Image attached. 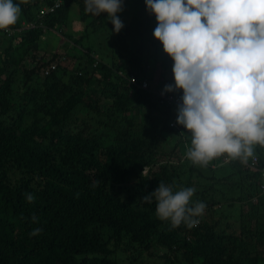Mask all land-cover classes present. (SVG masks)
Listing matches in <instances>:
<instances>
[{
    "label": "trees",
    "instance_id": "16d2710c",
    "mask_svg": "<svg viewBox=\"0 0 264 264\" xmlns=\"http://www.w3.org/2000/svg\"><path fill=\"white\" fill-rule=\"evenodd\" d=\"M53 1L15 0V3L21 8L19 16L24 14L22 19L33 20L41 7L52 5ZM123 6L129 23L119 33L107 29L106 13L99 16L88 13L84 0H63L54 14L44 17L45 31L42 27L25 30L15 47L12 39L6 40L7 47L0 55V264H264L263 149L255 148V167L233 165V172L248 180V188L240 181L232 184L245 191V196L231 199L214 177L197 173L198 180L210 183L209 194L205 190L195 191L200 195L189 203L192 207L206 200L195 227L185 223L172 227L170 221L156 215L154 198L142 200L159 183L172 186L178 180L177 167L153 168L159 159L152 151L163 130L175 135L182 132L169 126L173 103L167 98L161 105L157 94L147 90H134V98L119 92L132 89L124 74L127 65L146 71L148 64L151 70L145 76L150 82L159 65V91L172 69V61L163 53L162 45L158 48L152 44L153 56L150 53L139 56L142 43L156 27L155 17L146 11L144 0H124ZM72 7L86 13L84 19H90L94 41L97 33L101 35L104 31V42L99 44L105 62L97 64L94 71L101 75V85H96L98 79L95 81L87 75L86 65L91 58L80 53L83 45L79 40L74 43L70 34L68 21ZM20 23L18 18L10 27ZM98 27L106 30L99 31ZM52 29L65 38L62 46L67 44L64 53L58 49L51 61L64 56L73 64L72 70L58 65L45 78L47 89L27 114L31 118L28 126L23 125L22 113L7 125L5 117L15 108L9 65H17L28 50H40V42L53 35ZM90 47L95 46L90 44ZM64 73L69 74V81L60 84ZM107 85L113 88L115 111H144L146 124L152 126L161 119L163 126L158 135L147 137L144 131L131 135L126 128L116 134L111 144L103 146L83 122L78 124L79 130L71 132V124L80 122L77 112L87 104L82 101L84 92L102 94ZM40 111L52 120L48 130L38 119ZM132 121H127L128 128L133 127ZM184 131V142H177L176 146L180 149L184 144L185 153L190 147V137ZM56 153L63 160L62 166L51 163ZM83 158L82 167H70ZM129 180H136L135 192L132 197L124 198L115 186ZM189 180V187L199 185L197 179L189 177ZM28 194L34 196L33 201L27 200ZM231 206L238 207L240 212V231L236 236L228 233L230 225L223 228L220 222L223 209ZM35 229L41 231L31 235ZM117 251L125 254V263L115 259Z\"/></svg>",
    "mask_w": 264,
    "mask_h": 264
},
{
    "label": "clouds",
    "instance_id": "9594fccd",
    "mask_svg": "<svg viewBox=\"0 0 264 264\" xmlns=\"http://www.w3.org/2000/svg\"><path fill=\"white\" fill-rule=\"evenodd\" d=\"M123 2L84 0L88 13L107 14V29L113 33L121 32L129 23H123L129 21L122 11ZM62 3L63 0H54L52 5L41 7L33 20L10 27L17 22L21 8L15 0H0V36L19 43L25 30L42 27L45 31L44 17L54 14ZM144 3L149 15L155 17L153 38L172 61L173 82L164 84L159 91L160 81L153 83L147 76L131 72L125 74L128 84L135 91L157 94L160 104L165 98L173 103L169 126L177 130L183 127L188 133L187 158L194 165L207 166L223 156L224 160H233L244 168L255 167V146L264 147V0H144ZM72 8L75 13H81L79 8ZM89 21H82L87 31L84 29L81 35L76 29H70L69 24L68 28L74 43L79 40L85 47L86 55L91 58L87 65L94 72L97 64L105 60L101 58L100 46L90 47L95 41L91 37L94 27ZM102 29L106 30L98 27L99 31ZM52 32L53 35L40 42L41 49L33 51L45 57L47 65L41 69L44 78L58 65L70 64L64 56L51 61L58 49L64 53L67 44L62 46L65 38L54 29ZM53 42L56 45L50 48ZM145 66L151 68L148 64ZM94 73L101 78L99 73ZM92 77L96 80L94 75ZM143 82L147 83L146 87H142ZM249 158L252 159L248 163ZM261 189L264 191V180ZM195 191L193 187L173 191L171 186L161 182L142 200L154 198L156 215L170 221L172 227L181 223L195 227L199 223L197 217L206 207L203 202L189 207ZM27 200L33 201L34 196L28 194ZM32 219L35 221L37 217ZM40 231L35 229L31 235Z\"/></svg>",
    "mask_w": 264,
    "mask_h": 264
},
{
    "label": "rangeland",
    "instance_id": "374dc122",
    "mask_svg": "<svg viewBox=\"0 0 264 264\" xmlns=\"http://www.w3.org/2000/svg\"><path fill=\"white\" fill-rule=\"evenodd\" d=\"M75 10V9H74ZM74 10L72 13H70V22L68 21L70 29L74 30L76 29L79 31V35L86 29L82 25V21L85 18L86 13H75ZM25 12V11H24ZM22 12V13H24ZM24 15V14H23ZM19 16L20 21H25L22 19V16ZM120 19L122 20L121 14H118ZM151 15V14H150ZM75 19V20H74ZM80 20V24L79 21ZM129 21H124L123 23H128ZM80 25V26H78ZM78 26V27H76ZM88 28H91L89 26ZM74 30V31H76ZM87 31V29H86ZM77 35L76 37H78ZM149 39L145 40L144 43H142V52L139 54L140 57H143L144 55L150 53L151 56H153V49L152 44H155L158 48H160L159 45H161L158 41H156L153 38V34L148 35ZM95 38V44L92 43L93 46L97 47L100 46L99 43L104 42V31L101 32V35H98L94 37ZM13 40V47L15 45H18V42L14 41L13 38H9L8 40ZM7 39L0 36V55L3 53L4 48L7 47L8 42ZM130 43V42H129ZM107 44V42H106ZM56 45V42H53L49 45L50 48H53ZM116 48V47H115ZM117 49V48H116ZM85 47L81 46L80 53L86 56L85 53ZM34 50H28V52L25 54V56L22 58V60L16 65L14 63H11L8 68V74L12 75L13 77V87H12V97H14V109L11 113H9L5 117V124L10 125L13 121L12 119L16 118L18 113H22L23 115V125L26 127L30 124L31 118L27 115L29 112H32L34 109V105L39 103V101L42 98V94L47 89V84L44 82L45 78L42 75L41 69L46 67V60H44L45 57L42 58V53H34ZM72 51L70 50L69 53ZM160 55L163 54L160 52ZM46 56V54H45ZM164 56V55H163ZM50 58H48L49 60ZM89 65V64H88ZM88 68L87 75L92 76L94 75L96 77V80L99 82H96V85H101L100 83L101 79L99 76H96L92 70ZM67 66L72 70L73 64H67ZM17 69H20L19 72H17ZM146 73L145 70H138L136 66L134 65H127L125 68L124 74H129L131 72H137L140 75H147L150 68L146 67ZM36 72H32V71ZM69 73H72V71L69 70ZM145 73V74H144ZM160 75V68L159 65L156 66V70L154 71L153 75V83H157L159 81ZM95 80V81H96ZM110 80V79H109ZM69 81V74L64 73L60 78V84L67 83ZM165 83V86L168 84H171L173 82L172 77V71L170 70L163 81ZM112 90L113 88L110 86H105V90H103L102 94H92L91 92H84V99L82 101H85L87 104L84 105L78 112H77V118L80 120L76 123H72L70 126L71 132H76L80 129L79 123L83 122L85 125L92 130L94 133L93 135L96 137H99V140L103 146H108L111 144L116 136L117 133H122L126 128L127 131L131 135H135L136 132H146L145 136H156L158 135L159 128L163 126V121L161 119L158 120L155 126L148 125L145 122V113L139 110H127L125 112H118L115 111V105L114 102H112ZM120 93L127 94L130 98L135 97L134 87L132 89L128 88V90H120ZM122 94V95H123ZM114 99V98H113ZM163 117V116H162ZM160 117V118H162ZM38 119L41 121V125L45 126L47 130L50 126L49 123L52 122L50 119V116L45 114L43 111H40L38 113ZM133 119V123H137V126L133 127L127 125V121ZM77 124V125H76ZM145 127V129L140 128ZM163 133L160 135V140L156 144H154L155 148L154 150H150L155 153L156 159H159V162L153 165V168H158L160 166L166 165V166H174L177 167V173L180 174L178 180H174L173 185L171 186L173 191L180 190L181 188H187L189 187V177L192 179H200L197 178V173H204V175L208 177H214L215 180L220 182L221 185L219 187L222 189V191L231 197V199L238 198L239 196L242 197L246 195L245 191H242L241 188L233 187L232 184L236 183V181L243 182V187L248 188L246 185L247 179H244V177L238 175L236 172H233V165H238L235 161L230 160L226 161L223 159V156L218 157L216 160H212L207 166H200V165H194L187 157V151L184 153L183 151V145H180V149L177 148L176 144L177 142H184V128L181 130L182 134L175 135L174 133L163 130ZM259 147L264 150V147H261L259 145L255 146ZM181 150V151H180ZM264 153V152H263ZM85 161V158L81 159V161H77L72 163L70 167L72 169L80 168L83 166ZM51 163L58 164L59 166L63 165V160L58 156L56 153L55 158L51 160ZM193 168V171H190V168ZM185 173V174H184ZM245 182V184H244ZM199 185L192 186L196 189V191H208V185L209 181H205L204 179L198 180ZM116 192L123 196L124 198L132 197V195L135 192L136 188V180H129L126 183H118L116 184ZM242 187V188H243ZM244 190V188H243ZM248 192V191H247ZM209 194V191L207 192ZM200 194L194 193L193 197L191 198L190 202H194L197 197ZM233 196V198H232ZM202 198V196H200ZM206 200L202 201L203 203ZM256 201V198H255ZM240 212L238 207L231 206L228 208L223 209L221 224H223V228L227 227V225H230V228H227L228 233L232 232L233 236L236 234H239V228H238V222ZM222 228V229H223ZM115 259L119 262L125 263L127 258L125 254H122L120 251H117V254L115 255Z\"/></svg>",
    "mask_w": 264,
    "mask_h": 264
},
{
    "label": "built area",
    "instance_id": "2783aa9c",
    "mask_svg": "<svg viewBox=\"0 0 264 264\" xmlns=\"http://www.w3.org/2000/svg\"><path fill=\"white\" fill-rule=\"evenodd\" d=\"M48 73V71H46V74ZM131 81L133 82L134 81V78L132 77L131 78ZM147 86V83L146 82H143L142 83V87H146Z\"/></svg>",
    "mask_w": 264,
    "mask_h": 264
},
{
    "label": "crops",
    "instance_id": "0c3cea01",
    "mask_svg": "<svg viewBox=\"0 0 264 264\" xmlns=\"http://www.w3.org/2000/svg\"><path fill=\"white\" fill-rule=\"evenodd\" d=\"M124 9H125V8H124V6H123V10H124ZM123 10H122V11H123Z\"/></svg>",
    "mask_w": 264,
    "mask_h": 264
}]
</instances>
